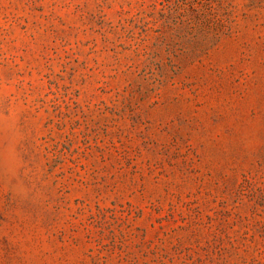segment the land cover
Listing matches in <instances>:
<instances>
[{
    "label": "rangeland",
    "instance_id": "374dc122",
    "mask_svg": "<svg viewBox=\"0 0 264 264\" xmlns=\"http://www.w3.org/2000/svg\"><path fill=\"white\" fill-rule=\"evenodd\" d=\"M0 264H264V0H0Z\"/></svg>",
    "mask_w": 264,
    "mask_h": 264
}]
</instances>
